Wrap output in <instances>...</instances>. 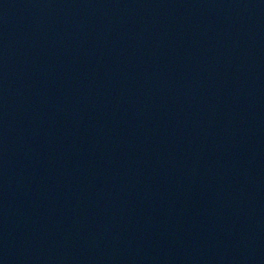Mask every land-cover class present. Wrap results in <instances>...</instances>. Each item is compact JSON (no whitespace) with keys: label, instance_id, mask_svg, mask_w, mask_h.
<instances>
[{"label":"water","instance_id":"obj_1","mask_svg":"<svg viewBox=\"0 0 264 264\" xmlns=\"http://www.w3.org/2000/svg\"><path fill=\"white\" fill-rule=\"evenodd\" d=\"M0 264H264V0H0Z\"/></svg>","mask_w":264,"mask_h":264}]
</instances>
